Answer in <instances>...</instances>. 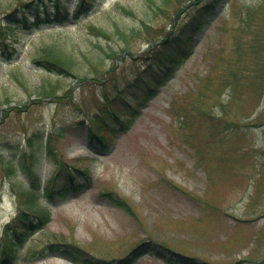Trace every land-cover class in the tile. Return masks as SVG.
Returning a JSON list of instances; mask_svg holds the SVG:
<instances>
[{
  "label": "rangeland",
  "instance_id": "rangeland-1",
  "mask_svg": "<svg viewBox=\"0 0 264 264\" xmlns=\"http://www.w3.org/2000/svg\"><path fill=\"white\" fill-rule=\"evenodd\" d=\"M20 1L26 0H0V21ZM154 1L163 12L150 11L148 0H95L92 10L66 22L4 27L15 50L11 59L0 52V241L6 225L23 227L17 213L25 207L18 195L24 187L37 185L36 203L50 211L41 228L14 238L15 257L7 264H83L46 249L49 242L65 244L57 250L74 243L110 263L147 241L177 257L146 250L132 264H184L177 260L182 257L200 264H264V48L257 41L264 13L247 20L244 13L263 9L264 0H221L130 127L114 133L104 128L106 149L96 140V147L88 143L87 120L104 94L114 95V85L125 86L135 73L146 75L149 44L174 35V22L181 26L195 10L176 14L188 0ZM50 13L51 19L55 10ZM90 23L107 28L112 40L91 36ZM118 28L137 30L128 40L135 58L121 51L105 57L94 47L98 42L118 50ZM57 40L72 54L74 72L88 79L62 78L58 100L34 98L42 81L58 80L34 62L41 46ZM228 80L237 81L232 94ZM6 97L9 107L2 104ZM65 170L75 174L73 188L48 197L43 189L57 188Z\"/></svg>",
  "mask_w": 264,
  "mask_h": 264
},
{
  "label": "trees",
  "instance_id": "trees-1",
  "mask_svg": "<svg viewBox=\"0 0 264 264\" xmlns=\"http://www.w3.org/2000/svg\"><path fill=\"white\" fill-rule=\"evenodd\" d=\"M168 0H165L167 2ZM176 3H180V0H174ZM221 0H188L183 6L177 8L176 14L178 12H183L186 7H194L195 10L190 14H187L189 17L186 21L183 22L181 26H178L177 21L174 22V35H169L170 33L161 34L163 37H158L154 39L152 43L148 46V51L150 52V57L152 62L144 64L146 75L135 73L134 80L127 81L126 85L123 87H117L114 85L115 93L112 96L104 94L102 102L99 104V108L89 120H87V138L93 142L94 139L98 144L105 145L104 134L101 132L104 128L108 132L114 133L115 130L126 129L132 123L133 119L140 112V107L151 97L153 96L158 87L161 84H164L167 79L173 75L177 67L182 63L185 57L188 55L191 48V35L196 29H199L200 25L203 22H206V16L208 14H214L217 8V5L220 4ZM70 0H26L20 1L18 6H15L10 12L5 15V19L0 21V41L2 42V51L7 52V56L10 57L8 53L9 46L13 45L12 42H7L4 34V27H14L18 26L19 23L25 28L32 29L37 27L42 22H51L57 21L61 23L68 19V14L70 11ZM148 5L150 11L155 13L157 10L162 11L160 6L154 0H148ZM42 6V9H40ZM93 5L90 0H77L76 5L74 6V15L78 16L80 13H84L87 10L91 9ZM120 11L135 16L134 12L123 5L118 6ZM54 9L55 13L52 19H49L51 16L50 11ZM258 11L264 13V8L261 6L252 7L245 9V19L251 18L252 14L257 13ZM163 12V11H162ZM33 15L35 21H30L29 18ZM43 16V18H41ZM140 23L145 26L146 23L144 20L140 19ZM87 31L93 37L99 36L103 37L109 41L112 40L111 34L108 29L97 25L95 23H90L86 26ZM136 29H132L130 32L116 29L119 40L122 43V46L118 50L114 49L111 45L107 48L100 45L98 42H94L93 45L97 48L105 57L117 58L119 51L122 53H128L132 58H135V54L129 49L128 40L131 36L136 33ZM258 36V35H257ZM257 41L264 48V32L258 37ZM169 46H168V45ZM167 45V46H165ZM7 57V58H8ZM264 57V56H263ZM84 60L88 64H91L89 59L84 55ZM73 56L69 53L62 44L57 40L56 43L46 44L41 46L39 54L34 57V62L40 66L42 69L46 70L49 73L58 75V80H44L42 83L33 90V96L35 98L39 97H55L57 100L61 97L59 94V89L63 86L59 82L62 78L74 77L82 79L83 81L88 79L87 74L83 75L81 78L78 73L74 72V63ZM92 65V64H91ZM113 70V69H112ZM107 70H104L106 73ZM260 73L264 78V59L263 67L260 69ZM107 78V75L104 77ZM96 80H93L95 82ZM236 80H228L227 85L232 94L236 88ZM65 90V89H64ZM69 88H66V93ZM261 95L264 92H260ZM9 98L6 97L2 104H5L9 107ZM60 132V131H59ZM60 133H57V135ZM90 142V143H91ZM11 170V169H10ZM64 179L60 181V184L57 186V194L64 195L66 191L72 189L73 186L71 182H74L75 174L72 171H66ZM36 178V176H35ZM62 185H64L62 187ZM62 189L60 190V188ZM51 186L46 187V194L51 192ZM38 190L36 186L24 187L18 192L19 197L22 199V206L18 213V216L21 220L25 221V226L27 228L32 227H42L48 221L49 211L47 207L37 204ZM110 195V200L125 210L130 211L129 206L123 200H120L116 197H112L111 192H106ZM30 213L34 215H30ZM35 218L29 219V216ZM38 220V222H36ZM39 223V224H37ZM15 233H17L15 231ZM9 236V233L6 234ZM7 241V240H6ZM51 250L55 249L54 245H49ZM151 250L152 253L158 254L163 257L174 258L177 257L174 255L172 250L166 246L157 245L154 241H147L141 243L134 247L129 253L124 257L114 260V262H105L103 260L93 258L88 252L82 248L74 245L70 248L64 249L61 253L65 256L70 257L74 261L81 262L83 264H132L133 261L141 255L144 251ZM171 255V256H170ZM178 257H182L179 256ZM178 261L184 264H200L196 260L190 259L187 257H182L177 259Z\"/></svg>",
  "mask_w": 264,
  "mask_h": 264
}]
</instances>
